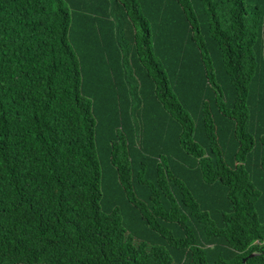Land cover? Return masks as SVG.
<instances>
[{"label":"trees","instance_id":"1","mask_svg":"<svg viewBox=\"0 0 264 264\" xmlns=\"http://www.w3.org/2000/svg\"><path fill=\"white\" fill-rule=\"evenodd\" d=\"M0 264H264V0H0Z\"/></svg>","mask_w":264,"mask_h":264},{"label":"water","instance_id":"2","mask_svg":"<svg viewBox=\"0 0 264 264\" xmlns=\"http://www.w3.org/2000/svg\"><path fill=\"white\" fill-rule=\"evenodd\" d=\"M255 255H257V253H253V254H251V256H255ZM245 261H247V259H245Z\"/></svg>","mask_w":264,"mask_h":264}]
</instances>
